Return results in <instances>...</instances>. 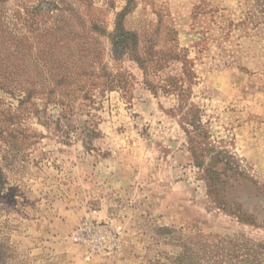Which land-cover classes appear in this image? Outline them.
Returning <instances> with one entry per match:
<instances>
[{
    "label": "rangeland",
    "instance_id": "1",
    "mask_svg": "<svg viewBox=\"0 0 264 264\" xmlns=\"http://www.w3.org/2000/svg\"><path fill=\"white\" fill-rule=\"evenodd\" d=\"M0 28V264H258L264 0H0ZM86 43L130 94L37 87Z\"/></svg>",
    "mask_w": 264,
    "mask_h": 264
},
{
    "label": "trees",
    "instance_id": "2",
    "mask_svg": "<svg viewBox=\"0 0 264 264\" xmlns=\"http://www.w3.org/2000/svg\"><path fill=\"white\" fill-rule=\"evenodd\" d=\"M129 11H130V7L129 5H127L118 15L119 17L116 23V31L112 37L116 58H120L123 56L122 55L123 53H117V48L123 47V49H128L129 47L131 48V46L136 45L135 42L137 41V36L133 33L124 31V29H122L121 27L120 18L123 15H126V13H128ZM93 28H96V25H93ZM90 48H91L90 43H86L83 44L81 48V52L78 51L77 53H74L72 55L69 56L64 55V57H60L62 61L61 63L62 65L58 64L55 68H51V66H49L48 63L50 59H47L45 57L47 52L41 51L40 55H38V59L42 62L43 67L37 70V74H39L37 79L40 80L39 81L40 84H38V82H35L36 84H38L37 87L46 89L47 87H51L52 85L51 82H53L51 90H54L56 89L55 87H57L60 89L59 93L62 92L61 94H66V95L74 94L76 92H85L89 89L88 88L89 86L91 87L97 86L99 88H102V90H114L116 88H120L126 93L130 94L134 85L133 75L128 74L127 75L128 78L126 79L125 78L126 74H124V72L120 70L116 72L110 71L107 68V66H105V64L100 62V52L95 53L96 50L94 49L92 51ZM131 57L135 61L138 60L137 61L138 64L142 67L144 72H146L144 62L139 61V59L133 55H131ZM156 64L158 63H155V65ZM160 68L161 67L158 64L155 67V70L156 69L160 70ZM186 69L189 70L188 68ZM18 70L19 71L17 75L19 77H23L26 74H28L27 73L28 71L25 69L19 68ZM189 72L191 71L189 70ZM184 81L186 82L187 80L185 79ZM192 82L193 81L191 80V83ZM146 85H148V87L153 92H156L154 89L155 87L153 86L152 83L146 81ZM180 88H182L185 91L184 86ZM173 90L176 89L173 88ZM26 94L27 97L32 95L30 92H26ZM36 94L39 93L37 92ZM189 123H191V121ZM210 184L212 187L216 188L213 178L212 181H210ZM257 248L259 252L255 256L256 257L255 259L258 262V264H264V244L258 243ZM226 255L228 254L226 253Z\"/></svg>",
    "mask_w": 264,
    "mask_h": 264
},
{
    "label": "built area",
    "instance_id": "3",
    "mask_svg": "<svg viewBox=\"0 0 264 264\" xmlns=\"http://www.w3.org/2000/svg\"><path fill=\"white\" fill-rule=\"evenodd\" d=\"M111 236V233L103 229V227H95L93 224L87 225L85 223L78 229L74 240L91 246L93 249H106L111 248L113 245L115 246Z\"/></svg>",
    "mask_w": 264,
    "mask_h": 264
}]
</instances>
